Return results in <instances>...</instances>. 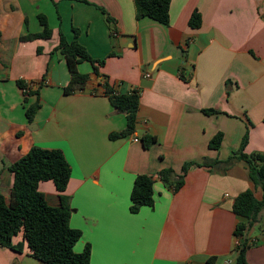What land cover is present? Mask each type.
Returning a JSON list of instances; mask_svg holds the SVG:
<instances>
[{
  "label": "crops",
  "instance_id": "1",
  "mask_svg": "<svg viewBox=\"0 0 264 264\" xmlns=\"http://www.w3.org/2000/svg\"><path fill=\"white\" fill-rule=\"evenodd\" d=\"M194 11L202 16L199 28L189 23ZM39 14L52 37L22 40L42 31ZM0 31V191L7 199L11 164L33 146L60 149L72 168L63 192L70 225L83 233L75 250L90 244L91 264H235L241 217L234 200L247 189L262 197L245 161L227 160L246 133V152L264 153V0H172L168 25L138 18L135 0H0ZM61 33L104 60L100 73L119 90H140L134 133L110 138L127 118L89 61L79 64L91 75L85 89L64 92L71 73L56 49ZM19 79L33 89L44 81L33 121L26 110L37 96L26 95ZM218 132L222 144L210 148ZM145 135L155 139L149 148ZM206 159L219 162L192 166L177 191L157 175L170 167L179 175L186 162ZM139 174L155 176V204L133 213ZM39 189L51 205L61 204L52 180ZM249 234L257 243L248 263L264 264V209ZM13 242H22V251L0 246V264H44L23 232Z\"/></svg>",
  "mask_w": 264,
  "mask_h": 264
},
{
  "label": "trees",
  "instance_id": "2",
  "mask_svg": "<svg viewBox=\"0 0 264 264\" xmlns=\"http://www.w3.org/2000/svg\"><path fill=\"white\" fill-rule=\"evenodd\" d=\"M171 2L172 0H135L137 17H150L168 25ZM99 8L106 13L108 21L113 20L105 8L101 6ZM39 20L42 31L22 36V40L52 37L53 30L47 17L44 14H39ZM189 23L193 28H199L202 24L200 12L194 11ZM56 49L65 56L71 73L70 82L64 88V92L70 94L85 89L91 75L82 73L79 70V64L89 61L93 65L94 73L102 77L101 85L104 88V94L109 97L112 105L124 113L127 118L126 127L119 132H112L110 138L118 139L134 133L140 107V90L138 88L130 89L127 92L119 90L115 84L110 83L107 75L100 73V66L104 65V60L92 57L84 45L77 40L68 41L63 33L60 34V42ZM182 77L184 78V75ZM17 83L26 95L37 96V100L26 110L28 120L33 121L41 106L39 89L44 81L39 83L37 89H33L30 85L31 82H26L23 79L17 80ZM204 112L211 114L216 113L217 110L204 109ZM250 124H252L251 121ZM223 137V133L218 132L210 140V148H220ZM142 141L144 146L149 148L155 139L150 135H145ZM248 142L249 135L246 133L240 148L227 161L232 159L245 161L250 179L262 189V197L258 198L253 189H247L236 196L234 200L233 210L241 217L234 232L235 236L240 239L235 248L237 251L235 264H249L247 250L257 243V239L250 236L249 232L259 221L260 214L264 209V153H247ZM218 162V160L209 161L207 159L203 162H186L179 175L171 167L161 170L157 175L164 183L177 191L184 185L185 176L192 166L212 165ZM9 169L14 173V184L9 199L0 191V246L22 251L23 243H14L13 239L23 232L31 255L44 264H91L92 249L90 244H87L82 252L75 250V245L82 238L83 233L82 230L70 225L71 207L68 196L63 192L68 186L72 168L62 150L33 146L27 154L11 164ZM175 175L177 177L173 178ZM154 177L151 174L136 176L131 193V211L133 213L139 212L144 206H154ZM47 180H52L61 193L59 206L51 205L46 194L39 189L40 182ZM213 260L214 258H209L208 264H213Z\"/></svg>",
  "mask_w": 264,
  "mask_h": 264
},
{
  "label": "built area",
  "instance_id": "3",
  "mask_svg": "<svg viewBox=\"0 0 264 264\" xmlns=\"http://www.w3.org/2000/svg\"><path fill=\"white\" fill-rule=\"evenodd\" d=\"M146 76H150V74H147ZM31 85V87H32V84H30ZM136 140H138L137 138H136Z\"/></svg>",
  "mask_w": 264,
  "mask_h": 264
}]
</instances>
